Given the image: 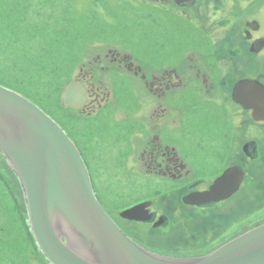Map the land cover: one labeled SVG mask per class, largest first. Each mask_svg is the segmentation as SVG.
Returning a JSON list of instances; mask_svg holds the SVG:
<instances>
[{"label":"flooded vegetation","instance_id":"obj_1","mask_svg":"<svg viewBox=\"0 0 264 264\" xmlns=\"http://www.w3.org/2000/svg\"><path fill=\"white\" fill-rule=\"evenodd\" d=\"M127 3L146 12L137 32L150 39V49L134 55L110 48L105 57H93L96 66L82 65L74 79L86 85L87 102L72 111L90 115L109 98V90L102 92L104 68L120 69L121 89L129 85L123 77L135 81L133 115L121 118L128 147L123 169L133 171L148 193L122 210L144 203L148 219L122 217L121 208L116 217L103 206L147 250L204 255L263 223H253V204H264V119L254 118L250 103L235 100L234 89L242 80L264 86V0ZM145 53L149 66L141 61ZM104 58L118 68L105 66ZM232 167L243 173L239 189L228 198L203 200ZM118 192L121 199V171Z\"/></svg>","mask_w":264,"mask_h":264},{"label":"rangeland","instance_id":"obj_2","mask_svg":"<svg viewBox=\"0 0 264 264\" xmlns=\"http://www.w3.org/2000/svg\"><path fill=\"white\" fill-rule=\"evenodd\" d=\"M130 7L127 0H0V84L61 122L86 157L96 195L116 217L120 208L122 212L148 193L133 171L123 169L128 147L121 137V118L128 121L133 115L135 81L123 77L129 85L121 89L120 69L104 68L102 92L109 90L110 96L90 115L63 108L60 97L82 65L96 66V54L105 57L110 48L134 55L148 52L150 39L137 32L146 12ZM140 57L143 65H150L147 53ZM104 62L108 68H118L109 59ZM259 133L257 129L255 134ZM253 208V223L264 222V204L255 203ZM26 215L21 184L0 154V262L6 258L2 264H27L26 260L42 264L27 234Z\"/></svg>","mask_w":264,"mask_h":264},{"label":"water","instance_id":"obj_3","mask_svg":"<svg viewBox=\"0 0 264 264\" xmlns=\"http://www.w3.org/2000/svg\"><path fill=\"white\" fill-rule=\"evenodd\" d=\"M86 94L80 80H68L61 106L79 110ZM234 98L245 107L250 103L255 119H264L260 82H238ZM0 151L19 178L31 231L51 264H264V223L201 256L176 257L135 243L98 200L89 169L67 132L39 105L1 84ZM242 175L239 168H229L202 199L228 198L239 189ZM145 207L138 204L121 216L147 220Z\"/></svg>","mask_w":264,"mask_h":264},{"label":"trees","instance_id":"obj_4","mask_svg":"<svg viewBox=\"0 0 264 264\" xmlns=\"http://www.w3.org/2000/svg\"><path fill=\"white\" fill-rule=\"evenodd\" d=\"M23 8L25 7V6H22ZM68 110H70V109H68ZM70 111H72V110H70ZM73 112H75V111H73ZM77 113V112H76ZM0 154H1V151H0ZM2 155V154H1ZM3 156V155H2ZM4 158V157H3ZM4 160L6 161V159L4 158ZM7 162V161H6ZM8 164V163H7ZM8 166H9V164H8ZM10 167V166H9ZM10 169H11V171L14 173V175L17 177V179L19 180V178H18V176L15 174V172L12 170V168L10 167ZM20 182V181H19ZM22 188V187H21ZM23 190V189H22ZM23 194H24V192H23ZM24 206H25V208H26V211H27V215L24 217L25 218V223H26V230H27V234H28V236L31 238V240H32V242H33V245H34V249H35V251L37 252V254H39V257H40V259L41 260H39L40 262H42V264H51L47 259H46V257L44 256V254L42 253V251L39 249V247H38V245H37V242H36V239H35V237H34V235H33V233H32V231H31V226H30V224H29V222H28V210H27V205H26V201H25V198H24ZM4 260H6V258L4 259ZM3 260V261H4ZM3 261H1L0 262V264H2V262ZM39 261H37V262H39ZM25 262H27V264H35V260H33V262L32 261H29V260H26Z\"/></svg>","mask_w":264,"mask_h":264}]
</instances>
